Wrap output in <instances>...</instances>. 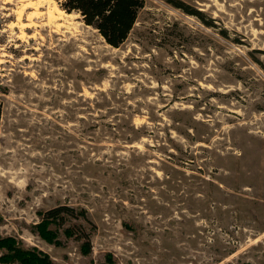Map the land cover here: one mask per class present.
Segmentation results:
<instances>
[{"label": "rangeland", "instance_id": "374dc122", "mask_svg": "<svg viewBox=\"0 0 264 264\" xmlns=\"http://www.w3.org/2000/svg\"><path fill=\"white\" fill-rule=\"evenodd\" d=\"M41 1L57 20L23 38ZM63 1L0 0V237L53 264H264V0H145L120 48Z\"/></svg>", "mask_w": 264, "mask_h": 264}, {"label": "trees", "instance_id": "16d2710c", "mask_svg": "<svg viewBox=\"0 0 264 264\" xmlns=\"http://www.w3.org/2000/svg\"><path fill=\"white\" fill-rule=\"evenodd\" d=\"M177 8L195 15L204 20L203 13L194 10H188L184 5L176 0H167ZM145 0H64L61 3V9L69 14L78 13L83 17L86 25L98 30L106 43L113 48H120L132 33L141 10L145 7ZM211 25V24H209ZM3 115V105L0 102V128ZM140 130L132 125L133 139L129 143L138 141ZM75 217L74 209L68 206H62L43 215L42 223L38 230L41 236L49 243H53L56 237L50 231V226L58 221L59 218ZM6 249L2 261L5 263L19 262L21 264H53L47 255L39 253L36 250H24L18 246L13 238L0 237V252ZM237 250L232 249L229 255H233ZM223 259L217 260L221 263Z\"/></svg>", "mask_w": 264, "mask_h": 264}, {"label": "bare ground", "instance_id": "6f19581e", "mask_svg": "<svg viewBox=\"0 0 264 264\" xmlns=\"http://www.w3.org/2000/svg\"><path fill=\"white\" fill-rule=\"evenodd\" d=\"M22 1L24 2L25 0H22ZM43 7H44V5H43L42 1L38 2L36 5L28 3V4H25L23 9L18 12V23L16 24V27H19L22 30V33L24 34V35H22L23 38H26L25 35H27L26 32H28V31L37 32L39 30H44L45 28L53 25L56 22L57 18L54 16L52 11L48 12V22L47 21H46V23L44 22L46 15H44V13L42 11ZM25 9H27V10L28 9H35L36 13L30 14L28 16V18L26 17L28 22L23 24L22 19L25 18L24 16L27 12V10H25ZM59 13L62 14V13H64V11L59 10ZM30 38L34 39L35 35L30 36Z\"/></svg>", "mask_w": 264, "mask_h": 264}]
</instances>
